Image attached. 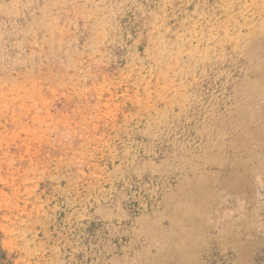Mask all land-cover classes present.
<instances>
[{"label": "rangeland", "instance_id": "374dc122", "mask_svg": "<svg viewBox=\"0 0 264 264\" xmlns=\"http://www.w3.org/2000/svg\"><path fill=\"white\" fill-rule=\"evenodd\" d=\"M0 37V264H264V0H63Z\"/></svg>", "mask_w": 264, "mask_h": 264}, {"label": "crops", "instance_id": "0c3cea01", "mask_svg": "<svg viewBox=\"0 0 264 264\" xmlns=\"http://www.w3.org/2000/svg\"><path fill=\"white\" fill-rule=\"evenodd\" d=\"M63 0H0V37L18 35L35 27L40 37H49L51 19L60 14Z\"/></svg>", "mask_w": 264, "mask_h": 264}]
</instances>
